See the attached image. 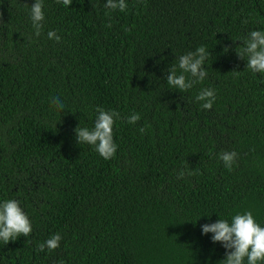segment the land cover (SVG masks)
I'll use <instances>...</instances> for the list:
<instances>
[{
  "label": "trees",
  "instance_id": "1",
  "mask_svg": "<svg viewBox=\"0 0 264 264\" xmlns=\"http://www.w3.org/2000/svg\"><path fill=\"white\" fill-rule=\"evenodd\" d=\"M33 2L0 0V200L18 199L32 222L0 245V264H223L200 225L244 211L264 225V74L234 41L264 29V0H127L124 12L44 0L39 36ZM201 45L206 78L171 88L168 68ZM205 87L210 109L195 100ZM97 107L121 117L108 160L75 138ZM233 150L229 170L218 153ZM57 232L59 247L40 251Z\"/></svg>",
  "mask_w": 264,
  "mask_h": 264
},
{
  "label": "clouds",
  "instance_id": "2",
  "mask_svg": "<svg viewBox=\"0 0 264 264\" xmlns=\"http://www.w3.org/2000/svg\"><path fill=\"white\" fill-rule=\"evenodd\" d=\"M57 3L69 7L72 0H57ZM104 7L124 12L128 8V3L127 0H104ZM29 18L35 35L39 36L43 27L42 21L45 19L44 0H34L29 9ZM47 38L57 42L61 40V36L55 30H49ZM234 41L242 42L236 52L239 57L247 61L246 68L252 73L264 74V29L250 30L246 36ZM209 56L210 51L203 45L193 51L181 54L177 58V63L167 70L165 76L167 84L171 88L185 92L194 84L202 82L208 75L204 65H206ZM195 100L201 102L202 108L210 109L216 100L215 89L211 87L200 89ZM51 104L57 111L65 110V104L58 96L52 98ZM120 118V114L115 110L97 107L91 128L81 126L79 123L74 129L76 141L80 145L92 146L105 160L113 158L118 148L114 141L113 128L116 120ZM140 119V114L135 111L126 117L130 124H135ZM139 131L143 134L145 128L141 127ZM236 158L237 152L234 150L218 153V159L229 170L232 169ZM185 171L187 170L179 171L177 178H182ZM188 174L191 175V172ZM202 216L205 215L200 217ZM200 228L202 235L211 233V241L219 242L225 249L223 264H264V225L255 219L251 211L237 212L230 219L219 218L215 222L200 225ZM31 232L32 222L28 213L21 206V202L15 198L0 200V245L16 241L21 235L28 238ZM61 239L62 236L59 232L53 233L39 244L38 248L40 251H44L46 248L54 250L59 247ZM60 264H63V261Z\"/></svg>",
  "mask_w": 264,
  "mask_h": 264
}]
</instances>
